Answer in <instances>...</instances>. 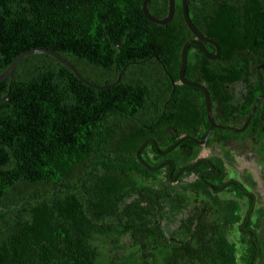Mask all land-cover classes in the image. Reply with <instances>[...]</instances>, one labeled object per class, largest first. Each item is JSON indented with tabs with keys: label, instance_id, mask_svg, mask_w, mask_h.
I'll return each mask as SVG.
<instances>
[{
	"label": "trees",
	"instance_id": "obj_1",
	"mask_svg": "<svg viewBox=\"0 0 264 264\" xmlns=\"http://www.w3.org/2000/svg\"><path fill=\"white\" fill-rule=\"evenodd\" d=\"M141 2L0 0V74L43 49L85 82L111 85L87 87L43 54L15 65L9 89L0 83V264H236L226 237L233 209L209 205L205 217L197 205L178 220L186 205H156L159 192L137 181L151 177L134 157L144 140L158 146L171 125L179 135L207 128L201 92L171 86L192 38L180 0L163 26L143 18ZM146 10L161 19L167 0ZM186 10L219 48L210 61L188 47L183 72L206 90L215 122L216 76L242 68L234 72L264 77V0H187ZM244 81L243 119L264 95L259 79Z\"/></svg>",
	"mask_w": 264,
	"mask_h": 264
},
{
	"label": "flooded vegetation",
	"instance_id": "obj_2",
	"mask_svg": "<svg viewBox=\"0 0 264 264\" xmlns=\"http://www.w3.org/2000/svg\"><path fill=\"white\" fill-rule=\"evenodd\" d=\"M205 45L208 47L205 51L213 56L215 50H210L213 47ZM189 47L202 55L195 46ZM252 62L248 65H253ZM240 70L235 68L215 77L218 90L213 99L219 109L213 111L216 121L212 122L227 129H212L201 144L208 125L203 136L202 128L194 126L188 128L189 135L177 134L172 125L164 127L165 138L157 137L158 146L152 139L144 140L149 141L140 154L145 167L139 165L151 177L140 176L137 181L159 192L162 202L156 205H186L176 216L178 220L190 216L197 205H203L205 217L210 215L209 205H218L220 212L233 209L230 218L234 222L226 237L235 246L236 264H264V106L256 104L254 112L256 109L259 112L255 120L248 126L249 120L238 131L247 118L243 119V113L239 112L248 86L244 80L255 85L259 79L264 88V77L234 72ZM260 100L263 99L257 103ZM173 112L171 107V121ZM245 147L248 151L240 154V148ZM201 151H205L204 155ZM236 166L241 167L237 172Z\"/></svg>",
	"mask_w": 264,
	"mask_h": 264
},
{
	"label": "water",
	"instance_id": "obj_3",
	"mask_svg": "<svg viewBox=\"0 0 264 264\" xmlns=\"http://www.w3.org/2000/svg\"><path fill=\"white\" fill-rule=\"evenodd\" d=\"M149 1L150 0H142V2L140 4V12H141V15L143 16V18L147 22H149L151 24H154V25H157V26L166 25L172 18L175 0H167L166 15L163 18H161V19L154 18V17L150 16L147 13L146 7H147V4L149 3ZM186 7H187V0H180V11H181L182 20H183V23H184L186 29L189 31V33L191 34L193 39L186 41L181 47L180 55H179V68L177 70V81H176V83H171V86L173 87L176 84V85H181V86L188 87V88H193V89H196V90L201 92L202 98H203L205 119H206V122H207V125H208L207 131H206V133H205V135H204V137L202 139V142H201V144H203L212 129H227V128L218 127V126H215L213 124L212 118H211V114H210L209 97H208V94H207L206 90L201 85H199L197 83L188 82L183 77V72H184L185 64H186V53H187V48L189 46H195L206 59H208L210 61H213L218 56L219 48L216 45V43H214L211 40H208V39L204 38L203 36H201L195 30V28L192 26V24L190 23V21L188 19ZM202 44H207V45L213 47V49L215 50L214 55L213 56H209L208 53L205 51L204 47L202 46ZM34 54H43V55H47V56L51 57L52 59H54L56 61L57 64L65 67L66 69H68L72 73V75L80 83H82L83 85H85L87 87H90V88H93V89H96V90H102V89H107V88H109L111 86V85H108V86L103 85L101 87H98V86H94V85H91V84L85 82L84 80H82L78 76V74L75 72V70L65 60L61 59L59 56H57L53 52L48 51V50H43V49L26 51V52L21 53L17 57H15L9 63V65L6 67V69L0 74V83L5 81V80H8L7 89H9V86L11 84L12 72H13V69H14L15 65L22 58L30 56V55H34ZM122 70L120 72H122ZM119 78H120V73L117 75L116 81H118ZM3 99H5V98H3ZM259 99H263L264 100V97H258V98L255 99V101H254V103L252 105L250 113L248 114L244 124L242 125V127L238 131H242L245 128V126L247 125V123L250 120L252 114L254 113L257 101ZM148 142L149 141H144L143 143H141L139 145V147L136 149L135 154H134L135 160L140 165H142L143 167H145V166H144V164L141 162V160L139 158V152L141 151V149Z\"/></svg>",
	"mask_w": 264,
	"mask_h": 264
},
{
	"label": "rangeland",
	"instance_id": "obj_4",
	"mask_svg": "<svg viewBox=\"0 0 264 264\" xmlns=\"http://www.w3.org/2000/svg\"><path fill=\"white\" fill-rule=\"evenodd\" d=\"M248 149H249L248 147L240 148V154L244 155L245 152L248 151ZM204 153H205V151H201L200 154L204 155ZM240 169H241V167L236 166V167L234 168V171L237 172V171L240 170ZM122 243L127 244L128 242L126 241V239H123V240H122ZM125 250H127V245H126V247H125ZM125 250H120V251L118 252V255H120V256L123 255V254L125 253Z\"/></svg>",
	"mask_w": 264,
	"mask_h": 264
}]
</instances>
